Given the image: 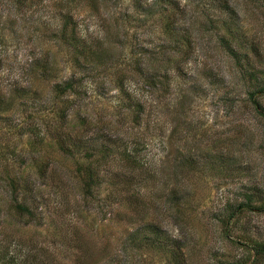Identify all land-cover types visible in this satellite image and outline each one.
I'll return each mask as SVG.
<instances>
[{
  "label": "rangeland",
  "instance_id": "374dc122",
  "mask_svg": "<svg viewBox=\"0 0 264 264\" xmlns=\"http://www.w3.org/2000/svg\"><path fill=\"white\" fill-rule=\"evenodd\" d=\"M159 1L0 0V264H264V0Z\"/></svg>",
  "mask_w": 264,
  "mask_h": 264
},
{
  "label": "trees",
  "instance_id": "16d2710c",
  "mask_svg": "<svg viewBox=\"0 0 264 264\" xmlns=\"http://www.w3.org/2000/svg\"><path fill=\"white\" fill-rule=\"evenodd\" d=\"M165 1L168 2V1H171V0H165ZM159 2H160L159 0H156V2L153 3V4H156V3L158 4ZM172 8L173 7H171L170 10L169 9H166V11H167V13H166V15H167L166 16V18H167V20H166L167 21V28H169L170 30H172V27L169 26V25H171V23H174V25H173V29H174V26H175V14H177L176 10H174V8L173 9ZM173 15H174V17H173ZM227 27H228V25H227ZM229 32L231 33V31H229ZM149 79H150V81H149L150 83L151 82H155L154 80H156V77H149ZM58 88H59V91L61 93L74 90L73 83H65V85L58 86ZM258 93H264V82L261 83V85H260L259 88H256V89H254L252 91H249V98H250V100L256 105V108L259 110V112L264 115V106L261 105L258 97H255L254 96V95H257ZM65 151L66 152H70L69 149L68 150L66 149ZM252 204H253V201L251 200V196H249L248 199H247V203L245 205L248 208H250V209L257 208V210H263L264 211V200H262L257 207H253ZM17 209L19 210V212H21L23 214L24 213L30 214V211H31L30 208H29V206H27L24 203H18L17 204ZM155 234H157V233L155 232ZM157 236H159V235L157 234ZM252 244L253 245H251V244L248 245L249 248L251 250H255V252L258 255L260 254L261 257H264V243H262V242H255V243H252ZM225 264H228V263H225ZM251 264H260V263H258L257 260H253V262H251Z\"/></svg>",
  "mask_w": 264,
  "mask_h": 264
}]
</instances>
